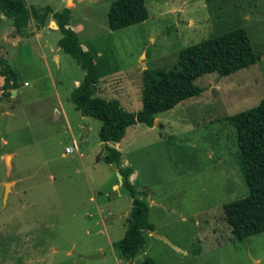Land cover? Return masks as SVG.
I'll list each match as a JSON object with an SVG mask.
<instances>
[{"label":"rangeland","instance_id":"rangeland-1","mask_svg":"<svg viewBox=\"0 0 264 264\" xmlns=\"http://www.w3.org/2000/svg\"><path fill=\"white\" fill-rule=\"evenodd\" d=\"M25 1L41 13L70 10L82 48L106 52L111 69L122 72L107 77L114 90L104 95L121 96L128 111L140 110L143 82L177 69L178 53L190 45L243 27L257 60L225 77H198L200 96L161 113L157 127L126 130L120 148L134 171L128 180L147 205L145 244L129 260L113 245L124 237L134 199L117 165L103 160L101 122H87L70 100L84 72L58 48L52 14L44 26L53 48L44 49L46 63L37 48L13 58L26 37H12V22L0 11V58L17 83L0 102V264H139L145 257L155 264H264V232L234 239L223 216L224 204L249 192L227 118L264 97V0H146L148 19L115 31L108 27L111 0ZM39 30L28 25L29 42ZM57 49L60 67L52 58ZM105 62L95 61L102 77ZM73 142L77 150L65 154Z\"/></svg>","mask_w":264,"mask_h":264},{"label":"trees","instance_id":"trees-1","mask_svg":"<svg viewBox=\"0 0 264 264\" xmlns=\"http://www.w3.org/2000/svg\"><path fill=\"white\" fill-rule=\"evenodd\" d=\"M0 11L12 22V37H23L31 23L38 27L46 26L48 16L52 14L61 33L58 47L84 72L81 83L71 91L70 100L82 116L101 122L98 136L104 144L120 143L126 130L137 121L152 128L159 114L186 99L200 96L204 90L194 85L198 77L212 73L225 77L255 64L257 60L249 35L243 27L190 45L178 53L177 69L162 74L151 83L148 80L143 82L142 106L135 114L122 108L117 99L96 95L98 69L92 54L82 48L77 33L69 27L68 8L53 13L47 7L41 13L28 6L25 0H0ZM107 19L112 31L142 23L148 19L145 0H111ZM0 66V76L4 80L0 89L2 102L10 90L17 89V83L16 75L6 59L0 58ZM146 75L149 76V73ZM227 120L236 130L243 178L249 192L242 199L224 204L223 216L233 238L242 239L264 232V97L255 107ZM120 157V151L106 145L105 163L118 166ZM130 173V168L119 170L122 185L134 200L124 237L113 246L123 258L133 260L138 249L145 244L143 230L147 205L135 198L136 190L128 180ZM139 264L155 262L145 257Z\"/></svg>","mask_w":264,"mask_h":264},{"label":"crops","instance_id":"crops-1","mask_svg":"<svg viewBox=\"0 0 264 264\" xmlns=\"http://www.w3.org/2000/svg\"><path fill=\"white\" fill-rule=\"evenodd\" d=\"M146 3H147V1L145 0V5H146ZM54 24H56V22H54ZM56 26H57V24H56ZM57 29H58V27H57ZM47 30L48 29L46 27H43V28L40 27V30L35 34L36 43L29 42V39H28L29 33H26L24 36L26 37V41L27 42L26 43H20V41H17L18 43L17 42L15 43L16 53L17 54L16 55L13 54L12 57L15 58V59H19L20 56L22 55V53H23V55L26 54L25 53V49H29V51L31 52V54H34V50H35V48H37L40 51V53H41L42 60L44 61V63H46L47 56L45 55L44 49L50 48V52H52V49H53L51 47L52 46L51 45L52 43L49 40V36H50L49 33H51V32H48ZM43 31H45V32H43ZM54 31H58V30H54ZM35 44L37 45V47H35ZM57 46H58V44H57ZM59 49H57V51H56L57 53H55L53 55V57H52V58H54L57 67H60V63H61L60 55H59V52H58ZM23 50H24V52H23ZM87 50H89V52L92 54V56L94 58V61H96L97 58H106L105 67L107 69V72L104 74V77H102V74L98 71V80H97V84H96V86H97L96 95L99 96V97L105 98V99H117L120 102V105H121V96H119V95L118 96H113V97L112 96H105L104 93L113 92V90H114L113 88H111L112 90H110V88H108V86L110 84L108 83V81H106L107 77H110L111 78L113 76H116L118 78H121L122 75H119V74H122V72L119 69H116V68H113V67L111 69V65L107 62L108 59H111V57H109L106 52L103 53L101 50H95V49L93 50V49H90V48H87ZM30 56L32 57V55H30ZM26 57H28V56L26 55ZM106 64H108V67L106 66ZM143 72H145V74L146 73L148 74V68L147 67H144ZM105 82H107L108 84L106 85ZM80 83L81 82H79V80H76L74 82V88L77 87ZM2 84H3V79L0 76V88H1ZM125 95L128 96V94L126 92H125ZM107 97H111V98H107ZM135 109H132L131 112L137 114L138 110L137 109L135 110ZM158 116H157V118L155 120L156 124L154 123V126L153 127H157V125H159V123H158ZM82 117L85 118L87 122H89L90 119H92V118L86 117V116H82ZM137 123H139V122L137 121L135 124H137ZM84 129H85L86 132H90V127H88V128L84 127ZM101 145L105 147V151H106V145H107V146L113 147V148H115V149H117L118 151L121 152L120 161H119V164H118V166L116 168L117 173H118V176H119V178H121V176L119 174V170H122L124 167H128L131 170V173H130V176H129V180L133 179V177H134V171H133V168L131 167V162L128 159H126V158L123 157L122 150L120 148L121 145H122L121 142L120 143H108V144H104V143L101 142ZM73 146L76 147V149L74 150V151H76L77 150V146H76V143L75 142H73ZM64 153H65V151H64ZM99 157H101V156H99ZM97 159L99 160L100 158L97 157ZM113 188L114 189L115 188L118 189V185H113Z\"/></svg>","mask_w":264,"mask_h":264},{"label":"water","instance_id":"water-1","mask_svg":"<svg viewBox=\"0 0 264 264\" xmlns=\"http://www.w3.org/2000/svg\"><path fill=\"white\" fill-rule=\"evenodd\" d=\"M85 1H88V2H90V3H98V2H100V0H85ZM155 124H156V122H155ZM8 189H9V184L6 183V184H5V195H4V200H6V197H7V195H6V191H7ZM60 243H61V248L65 249V250H67V251H69V250L71 249V246H70V245H68V244H66V243H64V242H62V241H60ZM91 258H95V257H91Z\"/></svg>","mask_w":264,"mask_h":264},{"label":"built area","instance_id":"built-area-1","mask_svg":"<svg viewBox=\"0 0 264 264\" xmlns=\"http://www.w3.org/2000/svg\"><path fill=\"white\" fill-rule=\"evenodd\" d=\"M75 149H76L75 146H73V147H67V148H65L64 151H65L66 154H70V153H72Z\"/></svg>","mask_w":264,"mask_h":264}]
</instances>
